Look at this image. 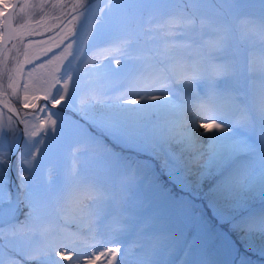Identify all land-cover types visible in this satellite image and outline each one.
<instances>
[{
    "label": "snow or ice",
    "instance_id": "6c2138e0",
    "mask_svg": "<svg viewBox=\"0 0 264 264\" xmlns=\"http://www.w3.org/2000/svg\"><path fill=\"white\" fill-rule=\"evenodd\" d=\"M11 7L0 19V38L39 35L27 18L44 5L18 0ZM52 7L74 14L55 37L24 45V60L12 57L16 66L8 71L15 96L24 65L65 45L28 69L22 104L32 111L21 114L5 101L18 117L7 126L0 114V264H162L168 236L135 220L126 195L132 178L154 165L116 153L90 129L160 159L182 191L191 188L185 180L193 169L197 189L213 180L209 206L223 200L246 212L230 218L232 229L249 246L253 233L264 240V208L249 210L264 199V0L258 16L215 0ZM17 15L25 19L14 26ZM33 44L41 48L30 57ZM58 105L80 118L70 136L63 117L53 119Z\"/></svg>",
    "mask_w": 264,
    "mask_h": 264
},
{
    "label": "rangeland",
    "instance_id": "374dc122",
    "mask_svg": "<svg viewBox=\"0 0 264 264\" xmlns=\"http://www.w3.org/2000/svg\"><path fill=\"white\" fill-rule=\"evenodd\" d=\"M11 1L0 0V19L6 15ZM23 2L24 0L20 1V3ZM28 2L44 5L42 10H30V16L27 18L31 29L39 35L27 34L22 39L18 37L12 40L0 56V96L21 114L32 111L30 108L25 109L22 104L23 84L28 79L26 75L28 69L45 59H50L53 54L59 55L63 52L65 45H61L59 48L54 47L51 53H48L47 56H40L39 61L33 60L31 65H24V71L20 73V83L15 96L12 95V90L8 87V71L16 66V61L12 57H17L19 61H23L24 45L30 41L48 40L49 37H55L60 28L71 18V8H53L52 5H70L75 0H28ZM126 2H132V0H126ZM134 2L151 5L168 3L169 0H134ZM201 2L208 3L210 0H201ZM215 3L217 5L224 3L238 4L242 6L241 10L251 12L256 16L260 13L261 0H215ZM24 19V17L17 15L14 26L23 23ZM0 31H2V26H0ZM69 42L65 41V44ZM13 44L19 49L18 56ZM40 48L41 45H31L28 49L29 56L38 55ZM5 55L8 58L6 67L3 63ZM238 59L242 60V56H239ZM111 65L113 68L116 67L114 60L111 61ZM45 72V69L37 71L35 77L37 84H39V80ZM38 94L42 95V93ZM61 109V105H58L56 109H52L53 112H57L53 119L59 120L63 117L66 126L65 136H70L73 122L80 118L71 109ZM0 114H2L3 122L7 126L8 118L6 114L2 110H0ZM12 119L15 121L14 118ZM90 131L102 139L104 144L116 153L133 160H151L152 165H154V169L148 174L141 172L132 178L126 195L129 212L135 220L152 224L157 230L163 231L168 236L167 242L171 247L168 253L162 257V264H264L263 256L249 255L231 240L230 234L234 230L232 229L233 221L230 218L235 217L238 220L240 216L246 215V212L234 211L223 200H217L215 207L209 206L210 201L214 199V196L209 193L213 180L206 179L202 186L197 189L196 170L193 169V174L185 180V184H190L191 188L182 191L181 187L177 183H173L166 172L161 169L160 159H152L150 156L114 144L95 129H90ZM200 131L204 132L203 129H200ZM211 131L205 133V136L209 135ZM162 158L163 156H161ZM53 178L58 179L55 174ZM180 201L184 203H180ZM262 208H264V199L257 197L250 203L249 210L259 211ZM25 211L26 209L21 206L20 219H23ZM245 245L249 246V242H245ZM210 259L211 261H209Z\"/></svg>",
    "mask_w": 264,
    "mask_h": 264
},
{
    "label": "bare ground",
    "instance_id": "6f19581e",
    "mask_svg": "<svg viewBox=\"0 0 264 264\" xmlns=\"http://www.w3.org/2000/svg\"><path fill=\"white\" fill-rule=\"evenodd\" d=\"M29 28L31 29L30 26H29ZM26 35L27 34H25L24 36H26ZM6 116H7V118L10 117L7 114H6ZM243 234L244 233H241L238 231H234L233 233H231L230 235H231L232 242L235 245H237L238 247H240L243 251H245V253H249V255H257V256H263L264 257L263 252L261 251V246H262V244H264V240H262L260 235L258 233H253L252 239H251V246H246L245 242H247V241L241 239V236Z\"/></svg>",
    "mask_w": 264,
    "mask_h": 264
},
{
    "label": "water",
    "instance_id": "95a60500",
    "mask_svg": "<svg viewBox=\"0 0 264 264\" xmlns=\"http://www.w3.org/2000/svg\"><path fill=\"white\" fill-rule=\"evenodd\" d=\"M18 0H12L11 1V4L9 6V8L7 9V12L6 14L8 13H11L13 12V8L11 7L13 4H17ZM11 41V39H9V37L7 35H4L2 38H1V41H0V56L3 52V50L5 49V47L9 44V42ZM3 42V43H2ZM0 109L7 115H9L10 117L14 118L15 121L18 122V117L8 111V108L5 107V103L0 99ZM20 127L22 128L23 126L20 125ZM12 171H11V180H12V183L10 185V189H11V192L13 194V196H15V191H16V183H17V180H16V170H15V164H16V158L15 156L13 157V161H12Z\"/></svg>",
    "mask_w": 264,
    "mask_h": 264
}]
</instances>
